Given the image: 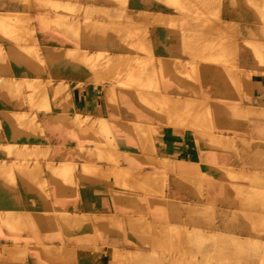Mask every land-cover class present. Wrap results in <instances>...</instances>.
<instances>
[{
    "label": "crops",
    "instance_id": "obj_1",
    "mask_svg": "<svg viewBox=\"0 0 264 264\" xmlns=\"http://www.w3.org/2000/svg\"><path fill=\"white\" fill-rule=\"evenodd\" d=\"M51 2L81 6L82 22L86 19L84 13L93 7L97 13L93 19L100 24L111 22L105 17L108 14L119 18L120 21L115 22L128 26L125 28L145 30L149 70L142 82L149 84L156 73L160 93L137 88L113 91L108 84L80 83L79 76L70 70L74 64L68 58L63 60V55H57L60 48L56 46L63 43L58 38L62 33L53 26L59 20L58 15L32 14L38 21L35 22L38 34L52 41L48 51L53 57L49 66L53 69L54 87L65 85L67 92H53L49 98L57 102L51 112H40L35 120L34 125L41 123L50 133L49 142L41 138L17 141L19 148L26 146L34 154L31 165L51 164L54 165L52 171L26 177L17 175L16 187L0 185V196L10 197L3 206L11 207L1 211L15 213L17 219L35 230L32 235L17 237L39 239L43 243L44 239H59L60 214L71 217L72 221L74 217L83 216L97 219L99 227L110 220H120L125 231L123 237L108 230L106 235L90 233L60 238L97 239L96 245L82 243L77 264H105L109 248L101 239H128L132 220L147 213V207H139L137 203L138 197H144V193L138 191L139 186L153 183L146 181L145 174L156 173L155 180L167 181L166 196L177 197L183 203L204 201L216 213L227 211L221 198L225 187L219 180L222 179L220 168L264 174V24L261 8L264 0H180L184 15L168 5L170 1L167 0H127L125 7L119 6L117 1L106 0ZM19 3V0L0 1V13L21 14L9 7ZM192 4L207 5L208 11L203 15L206 17L217 10L215 15L221 26L197 28L199 23L191 19L196 9L191 8ZM45 19L50 21L49 25L40 22ZM68 26L67 23V35ZM100 29L97 34L102 36L104 31ZM80 30L82 51L106 50L101 37L96 47H85V37L91 33L85 32L83 26ZM223 36L229 37L223 50L200 43L204 39L217 44ZM249 41L256 44L250 45ZM0 46L3 49L11 47L4 42ZM64 47L62 51L66 56L69 51L78 49L69 41ZM108 51L115 56H127L130 51L128 56L134 57L133 49L121 47ZM0 113L9 131L21 124L16 119L18 116L38 114L31 110H10L4 108L3 103ZM187 113L205 116V123L202 125L197 118L194 122L180 118ZM106 131L107 135H102ZM45 152H48L47 159L41 157ZM65 165L73 170L59 171ZM126 178H129L130 189L117 185V180ZM173 180H177L176 185L171 182ZM182 180L194 185L204 181V198L194 197V186ZM43 181L47 184L44 189L39 187ZM8 237L16 236L9 234ZM53 245L58 246V243ZM41 259V253L35 255L31 264H40Z\"/></svg>",
    "mask_w": 264,
    "mask_h": 264
},
{
    "label": "rangeland",
    "instance_id": "obj_2",
    "mask_svg": "<svg viewBox=\"0 0 264 264\" xmlns=\"http://www.w3.org/2000/svg\"><path fill=\"white\" fill-rule=\"evenodd\" d=\"M19 1V4L9 7L11 10L12 8L19 10L21 14L0 13V44L4 42L11 45L8 50L0 46V106L3 103L4 108L10 110H31L37 111L38 114L32 117L25 114L18 116L16 119H19L21 124L13 126L15 130L9 131L0 113V185L4 183L7 187L17 186L15 179L17 175L26 177L52 171L51 167L54 165L51 164L31 165L30 160L34 154L30 153L26 146L19 148L17 141L41 138L49 142L50 133L42 128L41 123L34 125L35 120L40 112L45 114L51 112V108L57 102L56 99L49 98L53 92H67L65 85L54 87L53 69L49 66L53 57L48 51L52 41L50 37L38 34L39 31L35 27L37 20L32 16L34 12L58 15L59 20L55 21L53 26L62 33L58 38L63 43L56 46L60 48L57 55H63V60L68 58L74 64L70 70L75 76H79L80 83L90 81L95 85L108 84L112 86L113 91L137 88L160 93L156 73L149 84L142 82L149 70V64L146 63L148 52L145 49V30L125 28L128 26L115 22H119V18H113L108 14L105 17L111 22L100 24L93 19L97 15L93 7L84 13L86 19L82 22L81 6L53 3L52 0ZM106 1L111 3L117 1L119 6L125 7L127 0ZM167 1H170L168 5L185 14L183 9H180L181 5L178 3L180 0ZM191 6L196 8L193 14L191 13L194 19H191L193 21L196 19L199 23L197 28H205L208 25L221 26L220 19L215 15L217 10L206 17L203 15L208 11L207 5ZM261 8L264 24V4ZM255 9L258 12L257 8ZM71 17L78 18L69 19ZM202 21L203 24L200 26ZM40 22L47 25L50 23L48 19ZM67 23L70 35L65 31ZM81 26L85 32L91 33L85 37V47H96L101 37L106 50L97 53L82 51ZM99 27L104 31L102 36L97 34ZM223 38L217 44L205 42L204 39L200 43L213 46L212 48L216 50H223L229 37ZM66 41L77 45L78 48L69 51L68 56L62 51ZM249 44L254 45L256 42L249 41ZM121 47L133 49V60L128 56L130 51H127V56H115L108 51L109 48ZM140 56L142 59H139ZM180 118L191 122L197 118L203 125L206 117L187 113ZM102 135H107V131L102 132ZM41 157L47 159L48 152L42 153ZM63 170L72 171L73 168L65 165L59 171ZM220 171L219 176L221 175L222 179L219 180L225 187L221 196L225 201L223 206L227 209L224 213H216L204 201L183 203L177 197H168L164 193L167 181L155 180L156 173L145 174L146 181L153 183L139 186L138 191L143 192L144 197H138L137 203L139 207H147V213L143 212L141 216L132 220L128 239H101L106 241L108 252L111 251L109 254L106 253L108 259L105 264H264V174L232 168H220ZM171 182L177 184V180ZM182 183L187 185L191 183L196 191L194 197L201 198L200 200L204 198V181L198 185L188 180H182ZM117 185L130 189L129 178L117 180ZM39 187L44 189L47 184L43 181ZM7 198L10 197L0 196V264H31L32 258L40 253L42 257L40 264H77L82 243L90 242L96 245L97 239H60L62 235L81 236L90 233L106 235L110 230L120 237L124 236L125 231L120 220L113 219L105 224L106 227H99L97 219L92 220L83 216L74 217L72 221L71 217L60 214L57 233L59 239H44L45 243L51 245H45L39 239H23L17 236L32 235L35 230L26 226L22 219H17L15 213L1 211L4 208L11 209L8 208L9 205L3 206L5 202L7 204L5 201ZM9 234L16 237L10 238ZM54 242H57L58 246L65 245L69 250L64 254L53 252L50 247H57L53 246Z\"/></svg>",
    "mask_w": 264,
    "mask_h": 264
},
{
    "label": "bare ground",
    "instance_id": "obj_3",
    "mask_svg": "<svg viewBox=\"0 0 264 264\" xmlns=\"http://www.w3.org/2000/svg\"><path fill=\"white\" fill-rule=\"evenodd\" d=\"M136 98V97H135ZM139 103V102H138ZM215 109V108H214ZM258 111H260L259 110V108H256ZM216 118V117H215ZM200 121V120H199ZM211 135V134H210ZM214 135V134H213ZM212 136V135H211ZM210 138H212V137H210ZM204 139H205V137H204ZM217 139V138H216ZM211 141H213V140H211ZM42 245V244H41ZM54 246V245H53ZM41 247H43V245L41 246ZM52 250H53V252L55 251L56 253H63L64 254V252H66V251H68L69 250V248L68 247H66L65 245H62V246H57L56 248H53V247H50ZM45 249V248H44ZM49 249V248H48ZM47 249V250H48ZM46 250V249H45ZM100 250V249H99ZM98 250V251H99ZM74 251V250H73ZM72 252V251H71ZM70 252V253H71ZM73 253V252H72ZM103 253V252H102ZM119 253V252H118ZM136 253V252H135ZM92 254V253H91ZM125 254V253H124ZM131 254V253H130Z\"/></svg>",
    "mask_w": 264,
    "mask_h": 264
}]
</instances>
